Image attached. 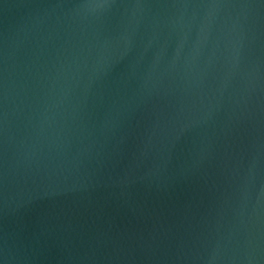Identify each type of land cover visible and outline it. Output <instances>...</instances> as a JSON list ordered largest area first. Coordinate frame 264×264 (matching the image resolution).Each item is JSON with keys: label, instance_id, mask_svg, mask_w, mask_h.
Here are the masks:
<instances>
[{"label": "water", "instance_id": "obj_1", "mask_svg": "<svg viewBox=\"0 0 264 264\" xmlns=\"http://www.w3.org/2000/svg\"><path fill=\"white\" fill-rule=\"evenodd\" d=\"M0 264H264V0H0Z\"/></svg>", "mask_w": 264, "mask_h": 264}]
</instances>
